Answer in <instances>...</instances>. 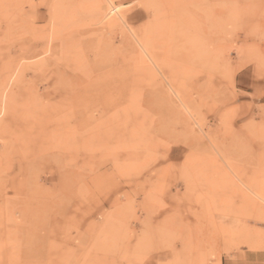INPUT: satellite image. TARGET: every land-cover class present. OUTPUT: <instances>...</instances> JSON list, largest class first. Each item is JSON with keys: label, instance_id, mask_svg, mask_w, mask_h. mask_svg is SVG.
Returning a JSON list of instances; mask_svg holds the SVG:
<instances>
[{"label": "rangeland", "instance_id": "1", "mask_svg": "<svg viewBox=\"0 0 264 264\" xmlns=\"http://www.w3.org/2000/svg\"><path fill=\"white\" fill-rule=\"evenodd\" d=\"M0 188V264H264V0H0Z\"/></svg>", "mask_w": 264, "mask_h": 264}, {"label": "bare ground", "instance_id": "2", "mask_svg": "<svg viewBox=\"0 0 264 264\" xmlns=\"http://www.w3.org/2000/svg\"><path fill=\"white\" fill-rule=\"evenodd\" d=\"M109 2V1H108ZM148 2H150V1H148ZM147 2V3H148ZM141 4V3H140ZM142 4H143V2H142ZM145 4H146V2H145ZM152 4H155V2L153 3L152 2ZM147 6H149V5H147ZM143 7V6H142ZM145 7V6H144ZM143 7V8H144ZM152 7V6H151ZM148 8V7H147ZM155 8V7H154ZM121 9H122V5H113L112 3H111V5L109 6V12H108V17L110 18L111 16H113V15H115L116 13H119L120 11H121ZM150 10H151V8H150ZM122 14V13H121ZM125 14V13H124ZM179 14V13H178ZM118 18H120L119 16H118ZM92 20V19H91ZM124 20V19H123ZM85 21V20H84ZM93 21V20H92ZM88 24V23H87ZM126 24V23H125ZM149 24V23H148ZM151 24V23H150ZM124 25V24H123ZM125 26V25H124ZM149 26V25H148ZM168 26V25H167ZM164 27V26H163ZM166 27V26H165ZM147 29V28H146ZM148 29H150V26H149V28ZM147 29V30H148ZM129 30V29H128ZM130 31H131V29H130ZM149 31V30H148ZM109 32H111V31H109ZM150 32V31H149ZM132 33V32H131ZM135 33V32H134ZM147 33V32H146ZM155 33V32H154ZM133 34V33H132ZM136 34H138V33H136ZM150 34H151V32H150ZM156 35V34H155ZM134 36V35H133ZM153 36V35H152ZM135 37V36H134ZM138 38V37H137ZM136 38V40H138ZM158 38V37H157ZM162 39V38H161ZM161 41V40H160ZM139 42V41H138ZM141 43V42H140ZM147 44V43H146ZM143 49V48H142ZM143 50H145V49H143ZM148 50V49H147ZM145 53H148V51L146 52V50L144 51ZM95 54V53H94ZM97 54H98V52H97ZM150 54V53H149ZM90 56V55H89ZM166 58V57H165ZM164 58V60H167V59H165ZM160 60H162V59H160ZM150 61H152V59L150 60ZM152 63V62H151ZM153 64V63H152ZM160 65V64H159ZM155 66V65H154ZM79 69V68H78ZM160 70V69H159ZM160 71H162V70H160ZM166 82V84H168V82L167 81H165ZM169 88H171L170 86H169ZM171 91H172V89H171ZM174 93L176 92L175 91V89H174V91H173ZM174 95H176V93L174 94ZM179 100H180V97H179ZM183 101V100H182ZM183 103V102H182ZM188 111V110H187ZM19 183V182H18ZM17 184V183H16ZM20 186V185H19ZM1 189V188H0ZM255 194V193H254ZM258 197L262 200V201H264V198L262 197V196H259L258 195ZM216 264H219V262L218 263H216Z\"/></svg>", "mask_w": 264, "mask_h": 264}]
</instances>
